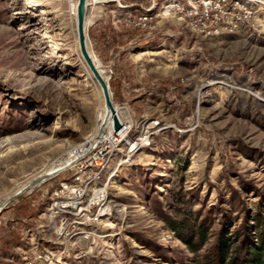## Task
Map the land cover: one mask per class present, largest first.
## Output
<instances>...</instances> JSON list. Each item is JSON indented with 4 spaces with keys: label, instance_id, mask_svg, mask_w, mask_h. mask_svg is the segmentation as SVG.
<instances>
[{
    "label": "rangeland",
    "instance_id": "obj_1",
    "mask_svg": "<svg viewBox=\"0 0 264 264\" xmlns=\"http://www.w3.org/2000/svg\"><path fill=\"white\" fill-rule=\"evenodd\" d=\"M87 1L89 51L137 145L111 153L88 239H57L51 193L74 172L55 162L99 130L104 103L67 53L77 0H0V205L53 170L0 209V264H201L223 221L264 220V4L205 36L151 0ZM209 212L193 251L172 221Z\"/></svg>",
    "mask_w": 264,
    "mask_h": 264
},
{
    "label": "built area",
    "instance_id": "obj_2",
    "mask_svg": "<svg viewBox=\"0 0 264 264\" xmlns=\"http://www.w3.org/2000/svg\"><path fill=\"white\" fill-rule=\"evenodd\" d=\"M261 4L264 0H151L145 10L149 12L161 5L163 16L179 13V20H185L193 30L207 36L223 29L235 31L247 28V22ZM150 18L151 15L145 13L138 16L136 23H146ZM129 130L130 126L122 124L117 131L106 134L108 137L103 134L102 139L96 137L69 148L65 157L55 162L59 165L52 174L69 168L74 172L51 193L48 210L55 218L52 226L57 239L69 240L74 245L87 240L92 234L93 223L107 209L104 206L107 201L105 187L99 185L102 172L122 138L119 135ZM142 144H147V141Z\"/></svg>",
    "mask_w": 264,
    "mask_h": 264
},
{
    "label": "trees",
    "instance_id": "obj_3",
    "mask_svg": "<svg viewBox=\"0 0 264 264\" xmlns=\"http://www.w3.org/2000/svg\"><path fill=\"white\" fill-rule=\"evenodd\" d=\"M109 86L112 90L110 81ZM200 216L196 217L200 218L196 222L187 217L172 221V228L179 237L187 241L193 251L206 242L209 221L212 218L210 212L203 217ZM246 217L247 215L231 234L227 233L228 227L225 226L227 220L223 221L224 226L220 229L216 242L209 255H205L201 264H264L263 217L255 214L252 218L254 223L251 224L246 222ZM161 255L167 260L164 252L163 254L161 252Z\"/></svg>",
    "mask_w": 264,
    "mask_h": 264
},
{
    "label": "water",
    "instance_id": "obj_4",
    "mask_svg": "<svg viewBox=\"0 0 264 264\" xmlns=\"http://www.w3.org/2000/svg\"><path fill=\"white\" fill-rule=\"evenodd\" d=\"M86 10H87V1L86 0H77V4H76V27H77V33H78V44H79V49L80 52L86 62V64L88 65V67L90 68V70L92 71L102 94L103 97V101H104V107H105V114H104V118L101 122V126H100V130L101 131L105 125L108 124V121L111 119V128L113 131H117L119 128L122 127V122L119 118V116L117 115L116 111H115V107H114V103L112 100V96H111V92L109 89V85L108 82L102 78V76L99 74V72L97 71L92 58L90 56V54L88 53L87 50V46H86V39L87 36L84 32V18L86 15ZM43 178H38L37 180H34L33 182H31L29 185L23 187L22 189H19L17 192H15V194L11 197H9L6 201H4L1 205H0V209L3 208L5 206V204L14 199L17 195H19L20 193H22V191L26 190L29 186L34 185L35 183L39 182L40 180H42Z\"/></svg>",
    "mask_w": 264,
    "mask_h": 264
},
{
    "label": "bare ground",
    "instance_id": "obj_5",
    "mask_svg": "<svg viewBox=\"0 0 264 264\" xmlns=\"http://www.w3.org/2000/svg\"><path fill=\"white\" fill-rule=\"evenodd\" d=\"M87 1V0H86ZM77 4V3H76ZM87 5H88V1H87ZM75 22H76V5H75ZM84 32H85V34H86V15H85V18H84ZM77 34V42H78V33H77V27H76V33H75V35ZM86 36H87V34H86ZM76 42V36H75V41H73V44H70L69 46H68V52L67 53H75L76 55H75V58L76 59H78V61L80 62V63H85V65H83L82 66V72H83V75H84V77H85V79H86V81L87 82H89V83H91L92 84V86L93 87H95L96 85L98 86V88H99V85H98V83H97V81H96V79H95V77H94V75H93V73H92V71L90 70V68L88 67V65L86 64V62H85V60H84V58H83V56H82V54H81V52H80V49H79V44ZM86 46H87V50H88V53L90 54V56H91V58H92V61H93V63H94V65H95V67H96V69H97V71L99 72V74L102 76V78H104V76L102 75V73L100 72V69L98 68V66L96 65V61H95V59L92 57V55H91V53H90V51H89V48H88V43H87V39H86ZM105 79V78H104ZM106 80V79H105ZM107 82H108V80H106ZM64 84V81H59V86H62ZM109 85V84H108ZM110 87V86H109ZM75 90V88L74 87H68V88H66L65 89V92H67V93H69V94H74V91ZM99 90H100V88H99ZM100 93H101V91H100ZM101 96H102V94H101ZM102 99H103V97H102ZM103 103H104V101H103ZM115 107V106H114ZM103 117H102V120H103V118H104V114H105V107H103ZM115 111H116V108H115ZM116 113H118L117 111H116ZM118 116H119V114H117ZM120 118V117H119ZM121 120V119H120ZM124 121V120H123ZM102 122V121H101ZM122 122V121H121ZM109 123H110V125H111V119L108 121V124L107 125H105V127L104 128H106L108 125H109ZM122 124H126V125H128V126H130V124L129 123H126L125 121L122 123ZM110 125L106 128V129H102L101 131H99L100 130V127H99V130L97 131V132H95V133H92V134H90V135H88L82 142L84 143V141L86 140V141H88V140H90V139H93V138H96V137H100V139H102V136H103V134H105V136L106 137H108L106 134H110L111 133V131H113L111 128H110ZM101 126V125H100ZM122 137L121 138V140H120V142L122 143V142H126V144L128 143V145L131 147V149H133V148H135L136 147V143L134 142V140H132V138L129 136V133H126V134H124V133H122L121 135H119V137ZM81 142V143H82ZM64 162V161H63ZM53 172V170H50V171H47L46 173H44L41 177L39 176V177H36L35 178V180H37L38 178H43L44 176H46V175H48V174H51ZM34 181V180H33ZM32 181V182H33ZM113 211V210H112Z\"/></svg>",
    "mask_w": 264,
    "mask_h": 264
}]
</instances>
